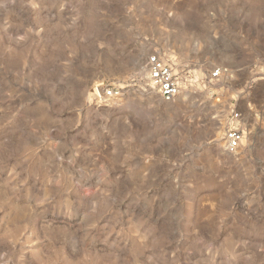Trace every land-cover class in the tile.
Segmentation results:
<instances>
[{"label":"rangeland","instance_id":"374dc122","mask_svg":"<svg viewBox=\"0 0 264 264\" xmlns=\"http://www.w3.org/2000/svg\"><path fill=\"white\" fill-rule=\"evenodd\" d=\"M0 264H264V0H0Z\"/></svg>","mask_w":264,"mask_h":264},{"label":"built area","instance_id":"2783aa9c","mask_svg":"<svg viewBox=\"0 0 264 264\" xmlns=\"http://www.w3.org/2000/svg\"><path fill=\"white\" fill-rule=\"evenodd\" d=\"M146 81L164 101H172L187 87L185 79L186 70L176 71L174 63L161 56L159 53L150 54L145 62ZM228 70L224 67H217L210 72V79H217ZM95 98L105 102L114 97L117 92L112 86L98 84L94 88ZM245 138V130L242 127L241 112L233 109L228 115L226 129L223 136V144L226 151L235 153L242 145Z\"/></svg>","mask_w":264,"mask_h":264}]
</instances>
